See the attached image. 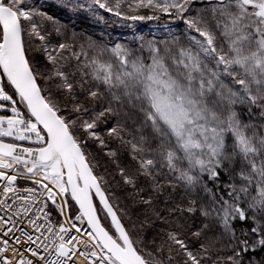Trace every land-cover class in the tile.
<instances>
[{"label": "snow or ice", "instance_id": "6c2138e0", "mask_svg": "<svg viewBox=\"0 0 264 264\" xmlns=\"http://www.w3.org/2000/svg\"><path fill=\"white\" fill-rule=\"evenodd\" d=\"M62 6L159 19L136 14L147 9L185 27L170 40L141 36L139 49L53 43L42 23L51 16L0 0V264H245L264 252V0ZM90 142L116 175L101 172ZM141 178L154 195L139 202L164 225L152 238L113 190L139 194ZM178 188L181 203L154 207ZM197 213L219 233L188 229Z\"/></svg>", "mask_w": 264, "mask_h": 264}, {"label": "trees", "instance_id": "16d2710c", "mask_svg": "<svg viewBox=\"0 0 264 264\" xmlns=\"http://www.w3.org/2000/svg\"><path fill=\"white\" fill-rule=\"evenodd\" d=\"M32 4L39 9L47 13L53 19L51 21L44 20L45 29L53 32L52 42H64L71 41L74 38L77 42H84L87 38H91L101 44H106L111 46L115 43L125 44L132 49H139L140 40L139 37L143 36L146 40L153 39L157 41L170 40L173 35H181L183 28L179 27L180 23L176 25L173 24L174 28L163 31V26L167 22H172L174 17L167 16L160 13H152L147 9H142L139 13L140 15H157L159 19L153 20H128L124 19L123 15L117 17L112 13H108L103 9H99L94 6L93 10H88L87 8L83 10H69L67 7H63L62 4L68 3V0H31ZM74 3H85L88 0H72ZM198 7V6H197ZM125 14L127 12L125 11ZM103 17V20L99 17ZM60 28L63 35H57L55 28ZM177 33H175V32ZM34 59L36 66L45 67L46 61L41 52L30 53ZM145 57L148 56V52L145 49L143 52ZM94 107H102V104L94 105ZM111 147H117L116 142H112ZM89 149L91 153L96 157V159L104 166L100 170L107 171L113 175H116L117 168L111 162V160L104 155V150L99 148L96 144H89ZM119 161L121 166H125L129 169L135 168L134 162L129 158L126 151H121L119 156ZM117 180L119 177L117 176ZM139 186L144 189L143 192L139 194H133L132 190L127 187L115 186L113 190L116 192L117 196L120 198L121 207H123L128 215H130L134 221L139 223L144 219H148L151 227L145 228L146 238H152L155 235L156 229L164 227L159 221L155 220L152 215V211L147 206L141 204L139 201L141 197H147L149 195H154L150 192L148 188V182L141 178L139 181ZM169 194L157 196L154 201V207L160 210H164L171 207L175 203H181L185 198L182 189H177L176 192L171 193L170 199L171 203L168 202ZM135 201V202H134ZM205 224H208L211 231L207 233L209 237L219 233V226L211 224L209 221L205 220L199 213L189 217L186 220V227L190 230H196L202 228ZM239 225L237 226L239 230ZM245 264H258L261 259H264V252L257 251L255 254L248 253L245 256Z\"/></svg>", "mask_w": 264, "mask_h": 264}, {"label": "rangeland", "instance_id": "374dc122", "mask_svg": "<svg viewBox=\"0 0 264 264\" xmlns=\"http://www.w3.org/2000/svg\"><path fill=\"white\" fill-rule=\"evenodd\" d=\"M177 24V23H180V26L179 27H181V28H183L184 29V24L182 23V22H180V21H178V20H176V19H173V21L172 22H167V24L165 23L163 26H161L162 28H163V31H165V32H167L168 30H170V29H173L174 28V26H173V24ZM183 31V30H182ZM175 32V31H174ZM176 33V32H175ZM177 34V33H176Z\"/></svg>", "mask_w": 264, "mask_h": 264}]
</instances>
